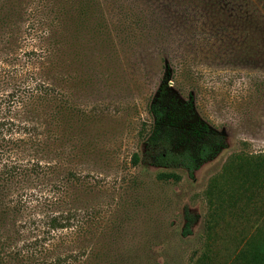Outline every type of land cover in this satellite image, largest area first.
<instances>
[{
  "label": "rangeland",
  "instance_id": "374dc122",
  "mask_svg": "<svg viewBox=\"0 0 264 264\" xmlns=\"http://www.w3.org/2000/svg\"><path fill=\"white\" fill-rule=\"evenodd\" d=\"M0 67L19 72L0 95L48 87L9 118L45 142L52 180L86 177L87 264H264V0H0ZM163 80L226 137L192 179L141 160Z\"/></svg>",
  "mask_w": 264,
  "mask_h": 264
},
{
  "label": "trees",
  "instance_id": "16d2710c",
  "mask_svg": "<svg viewBox=\"0 0 264 264\" xmlns=\"http://www.w3.org/2000/svg\"><path fill=\"white\" fill-rule=\"evenodd\" d=\"M32 30L33 41L40 42L47 34L36 27ZM29 54L34 59L31 62L39 63L45 50ZM1 72L9 79L19 75L17 69L0 67V83ZM29 77L34 73L29 72ZM48 91L46 85L35 81L26 84L22 92L0 95V227L2 231L9 227L12 237L8 240L11 237L14 242L4 258L10 264H87V238L97 217L79 205L76 190H86V177L68 173L59 181L52 180L57 166L43 160L49 153L45 142L33 128L9 118L37 106L50 96ZM148 113L152 124L141 160L153 167L182 170L192 179L203 164L226 148V137L195 118L191 101L173 97L167 80L157 88ZM136 160L133 157V162ZM186 219L185 236L190 233L191 220L189 216Z\"/></svg>",
  "mask_w": 264,
  "mask_h": 264
}]
</instances>
